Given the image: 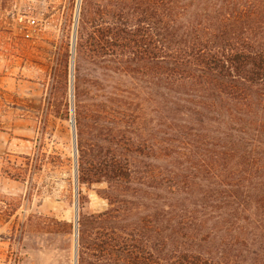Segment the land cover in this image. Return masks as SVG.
<instances>
[{"label": "trees", "instance_id": "obj_1", "mask_svg": "<svg viewBox=\"0 0 264 264\" xmlns=\"http://www.w3.org/2000/svg\"><path fill=\"white\" fill-rule=\"evenodd\" d=\"M93 11L76 44L89 96L76 124L90 134L76 130L78 179L105 181L108 207L79 218L77 264H264V0ZM151 65L143 140L139 74Z\"/></svg>", "mask_w": 264, "mask_h": 264}, {"label": "rangeland", "instance_id": "obj_2", "mask_svg": "<svg viewBox=\"0 0 264 264\" xmlns=\"http://www.w3.org/2000/svg\"><path fill=\"white\" fill-rule=\"evenodd\" d=\"M98 1L0 0V264H76L79 218L108 207L105 181L78 179L74 138L75 125L90 136L76 124L79 102L89 105L76 44L84 8ZM149 71L139 74L143 140L155 130Z\"/></svg>", "mask_w": 264, "mask_h": 264}, {"label": "water", "instance_id": "obj_3", "mask_svg": "<svg viewBox=\"0 0 264 264\" xmlns=\"http://www.w3.org/2000/svg\"><path fill=\"white\" fill-rule=\"evenodd\" d=\"M77 37V35H75V38ZM74 138H75V143H76V149H75V154H76V162H77V138H76V127L74 126ZM77 247V244H76ZM75 260H76V264H77V251H76V256H75Z\"/></svg>", "mask_w": 264, "mask_h": 264}]
</instances>
